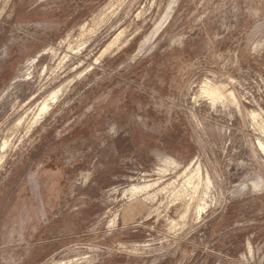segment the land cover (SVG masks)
Masks as SVG:
<instances>
[{
  "label": "rangeland",
  "instance_id": "obj_1",
  "mask_svg": "<svg viewBox=\"0 0 264 264\" xmlns=\"http://www.w3.org/2000/svg\"><path fill=\"white\" fill-rule=\"evenodd\" d=\"M0 264H264V0H0Z\"/></svg>",
  "mask_w": 264,
  "mask_h": 264
}]
</instances>
